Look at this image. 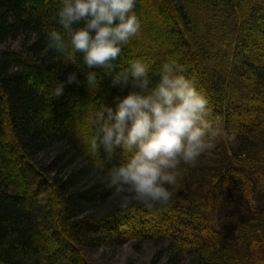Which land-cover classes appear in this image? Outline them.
I'll list each match as a JSON object with an SVG mask.
<instances>
[{
    "label": "trees",
    "instance_id": "1",
    "mask_svg": "<svg viewBox=\"0 0 264 264\" xmlns=\"http://www.w3.org/2000/svg\"><path fill=\"white\" fill-rule=\"evenodd\" d=\"M59 6L0 0V264H97L87 249L129 239L164 247V264H264V0H136L141 29L113 73L48 47ZM135 59L153 79L165 61L183 65L225 132L194 166L180 165L172 199L151 208L125 206L84 142L93 108L115 110L127 94L110 80ZM58 81L64 92L52 98Z\"/></svg>",
    "mask_w": 264,
    "mask_h": 264
},
{
    "label": "clouds",
    "instance_id": "2",
    "mask_svg": "<svg viewBox=\"0 0 264 264\" xmlns=\"http://www.w3.org/2000/svg\"><path fill=\"white\" fill-rule=\"evenodd\" d=\"M135 6L136 0H60L59 28L47 33L48 47L69 58L82 54L88 69L113 73L122 47L141 29ZM150 72L143 59L115 72L111 83L127 94L116 98L115 110L93 108L91 117L94 134L87 149L125 206L167 204L180 165L194 166L225 136L220 119L211 118L207 96L183 74V65L170 59L157 70V79ZM86 76L92 89L100 85L95 71ZM75 80L76 74H69L68 82ZM64 88L58 81L52 98Z\"/></svg>",
    "mask_w": 264,
    "mask_h": 264
},
{
    "label": "rangeland",
    "instance_id": "3",
    "mask_svg": "<svg viewBox=\"0 0 264 264\" xmlns=\"http://www.w3.org/2000/svg\"><path fill=\"white\" fill-rule=\"evenodd\" d=\"M18 46H19L18 44H15V47ZM253 47L251 48V50H254ZM255 52L260 53V50L257 51L255 49ZM258 57L259 58H257L258 60L256 63L262 64L264 61V56L262 54H259ZM189 79L195 82L194 74H191ZM196 87L200 91H202L201 86L199 84H196ZM246 117L248 119L252 117V115H248ZM211 118L215 119V118H219V116L212 115ZM89 138H85L84 142L86 145ZM233 148L236 149V146L233 145L232 149ZM27 179L30 182L32 188L37 189L40 186L34 179H31V177L26 178V180ZM49 196H50L49 191L42 193V199L44 200H49ZM127 222L125 221L124 225L118 226L117 228L119 229V227L121 228L122 226H124L125 228H129ZM54 237L57 238L56 241L58 245L57 248L60 249L59 255L65 257L71 256L72 253L68 248V244L65 241L61 242V240H59V237H57V235H54ZM112 245L114 244H112L111 241H108L105 246H103L102 248H98V250L87 249L85 254L87 257L91 259V261H94L97 264H164L165 262L164 258H162L164 247L154 246V244H152V242L148 240L139 241V240L129 239L127 242L122 243L119 246H112Z\"/></svg>",
    "mask_w": 264,
    "mask_h": 264
}]
</instances>
